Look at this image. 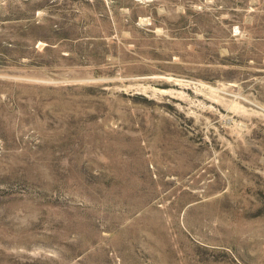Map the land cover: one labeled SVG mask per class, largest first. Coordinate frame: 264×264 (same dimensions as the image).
<instances>
[{
  "label": "rangeland",
  "instance_id": "1",
  "mask_svg": "<svg viewBox=\"0 0 264 264\" xmlns=\"http://www.w3.org/2000/svg\"><path fill=\"white\" fill-rule=\"evenodd\" d=\"M0 264H264V0H0Z\"/></svg>",
  "mask_w": 264,
  "mask_h": 264
}]
</instances>
